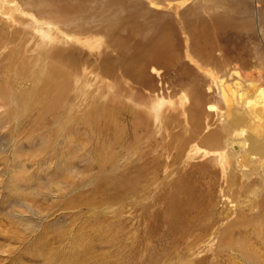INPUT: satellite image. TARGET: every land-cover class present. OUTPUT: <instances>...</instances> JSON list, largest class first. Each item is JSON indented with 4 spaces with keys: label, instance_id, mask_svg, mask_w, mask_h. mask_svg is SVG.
Masks as SVG:
<instances>
[{
    "label": "rangeland",
    "instance_id": "obj_1",
    "mask_svg": "<svg viewBox=\"0 0 264 264\" xmlns=\"http://www.w3.org/2000/svg\"><path fill=\"white\" fill-rule=\"evenodd\" d=\"M18 1L27 13L14 10L11 17L0 14L5 17L0 22L9 34L0 47V86L7 85L11 96H0V264H198L200 257L193 262L189 256V194L186 190L179 192L175 186H186L189 181V157L176 162L175 154L189 141L191 122L187 120L189 126L184 123L171 127L178 138L169 154L162 144L167 128L154 115L150 103L155 97L176 103L187 96L184 105L188 107L194 88L200 87L207 93L206 103L215 105L212 112H217L223 104L216 85L209 90L213 84L210 71L217 68L195 56L192 36L184 28L183 20L175 15L156 16L160 10L169 13L171 9L150 7V11V0H141L148 12L142 22L146 26L162 20L173 23L178 62L173 68L151 62L145 67L144 79L126 71L124 55L107 33L100 32L102 23L98 19H92L90 28L82 29L88 30L80 31L81 35L78 29L57 23L46 14L40 16L37 9ZM81 2L74 0L76 6ZM246 2L251 15L230 17L229 22L238 29H232L236 32L223 42L249 60V65L240 70L242 74L264 73V63L254 58L257 47L264 49L261 35L257 30L248 32L243 23L248 19L258 21L252 14V5L264 19V0ZM84 4L89 12L100 1L87 0ZM42 20L59 27L57 39L44 42L37 26L42 25ZM123 31L120 35L127 40L129 57L137 46L152 38ZM56 45L74 52L78 61L76 77L55 113H44L37 106L23 110L22 94L34 87L35 75L42 72V57ZM13 60L17 63L11 70L3 69ZM106 60L113 61L109 63L110 69L104 63ZM54 96L55 92L47 100L51 102ZM169 103L162 105L163 110L168 115L175 114L179 104L172 107ZM107 107H113L116 123L106 125L101 117ZM90 114L96 115L92 125L86 119ZM141 119L145 126H136ZM159 154H163L159 164L153 167ZM196 156L194 162L199 160ZM140 169H148L152 174L139 180L141 193L129 195L128 181ZM168 172L177 175L175 181ZM220 200L216 196L212 203L222 211L224 198ZM240 230L242 235H236L239 241L224 250L221 264H246L247 259V264H264V230L255 222ZM245 230L247 236L243 234Z\"/></svg>",
    "mask_w": 264,
    "mask_h": 264
},
{
    "label": "bare ground",
    "instance_id": "obj_2",
    "mask_svg": "<svg viewBox=\"0 0 264 264\" xmlns=\"http://www.w3.org/2000/svg\"><path fill=\"white\" fill-rule=\"evenodd\" d=\"M17 1L0 0V14L11 17L14 10L27 13L23 7L20 8L19 1ZM85 1L87 0H82L76 6L74 0H21L27 7L37 9L40 16L41 13L46 14L55 19L57 23L60 22L63 25H69V28L72 26L74 29H78L76 31H79V34H81L80 31L85 32L88 30L87 28H90L89 22L92 23V19H98L96 21L102 23L100 32L107 33L106 36L109 35V39L111 37L114 40L112 42H115L114 45H117L124 55L122 57L124 68L137 79L145 78V67L151 62L167 68H173L178 62V54L174 45L176 30L173 31V23L162 20L157 21L155 25L146 26L142 19H147L148 12L145 11L141 0H97L100 1V5L89 12L85 8ZM231 1L233 0H150L149 3L150 11H152L151 8L158 9L161 7L171 9L169 13L166 11L163 13L160 10L156 12V16L168 18L175 15L176 18L180 17L185 24L184 28L192 36L190 37L191 49L195 56L207 64L213 63L217 68V71H210L213 84L209 86L210 90L212 85H216V92L223 104L217 112H212L215 105L206 103L207 93L200 87L194 88L191 104L188 107L184 105L187 96L182 97L176 103H169L164 99L155 97L150 103L154 108V115L167 128V136L163 137L162 144H164L163 150L169 154L174 149L175 140L178 138L171 127L184 123V125L189 126L187 120L191 122V126L188 128L189 141L181 145L179 149L177 148V154H175L176 162H182L183 159L189 157V181H187L186 186L184 184L183 186L182 184L175 186L179 192L186 190L189 194V209L192 210V213L189 212V242H191L189 256L193 262L200 257L196 261L198 264H213L214 262L221 264L224 250L233 248L234 242L239 241L237 236L242 235L240 230L242 226H249L250 223L255 222L259 225L260 230H264V88L262 87L264 73L242 74L240 70L249 65V60L245 59L239 51L231 49L223 42L227 36L236 32L232 29H238L229 22L230 17L242 13L243 15H251L250 10L247 9L249 4L246 0H235L236 2L233 4ZM12 2L14 4H11ZM189 3L190 5L181 10ZM181 5L183 7L179 9ZM252 14L256 18L258 17V21L256 23L253 19L243 21L244 28L248 27V32L257 30L264 43V19L262 20L260 16V10L257 14L253 5ZM4 18L0 16V19L3 20ZM33 22L38 21L33 19ZM37 26L40 28L44 42H52L55 38L57 39L58 31L56 29L59 27L52 21L42 20V25L38 24ZM44 26H47V30H44ZM85 27H87L86 30H82ZM170 29L171 31L168 32ZM123 30L129 31L131 34L141 35L143 38L148 36L152 38L137 46L136 51L129 57L127 50L130 48H127V40L120 35ZM15 33L13 34L15 35ZM7 39H9V34L3 22H0V47L5 45ZM52 46L51 48L55 47V45ZM108 46L112 47L111 44ZM63 48L57 46L47 55H43L42 72L35 75L34 87L26 92L23 91V100L20 104L23 110H31L32 107L37 106L44 113H55L54 110L58 108L59 103L66 95L69 86H71L70 82L76 77L78 69V61L74 52H69L72 49L66 52V49ZM256 51L257 56L254 58L257 57L260 64L264 63V49L257 47ZM250 56L252 57V55ZM16 63L13 60L12 63L3 65V69L11 70ZM104 63L110 69V62L106 60ZM257 68L259 69L260 66ZM155 69L154 67L153 70ZM9 92L10 89L7 85L2 83L0 96L3 99H10ZM54 92L55 96L49 102L47 98ZM167 103L172 107L177 103L179 104V107L175 108L177 110L175 114L168 115L165 109L163 110L162 105L165 106ZM15 109L17 108L15 107ZM104 110L106 111L102 113L101 117L104 118L105 124L108 125L112 121L116 123L112 117L115 115L113 107H107ZM182 115L185 116L184 119L181 118ZM95 116L90 114L86 118L88 123L92 125ZM108 116L110 119L107 118ZM144 123V120L141 119L136 126H143ZM192 143L196 146L193 147ZM199 152L201 154L196 156ZM163 154L157 155L155 164L152 163L153 167L159 164ZM195 156L199 160L194 162ZM165 166H168V163ZM173 172H168L170 179L177 176ZM147 174L150 175L152 172L148 169H140L136 177H130L128 182L132 184V187L128 183L129 195L141 193L142 186H139L141 183L139 180L148 176ZM156 178L157 172L155 170L153 179L156 181ZM116 190H120V188H116ZM216 196L221 200L224 198L223 205L225 206L222 211H219L218 206L215 207V204L212 203ZM208 197L210 200L207 199ZM134 198L135 196L131 197V199ZM197 209H199V213L195 214ZM255 219L257 220L255 221ZM246 233L247 230L243 231L244 236H247ZM250 250L252 248L246 252ZM211 251L213 252L209 254ZM261 257L259 256L260 259ZM251 258L254 259V257ZM245 263H249L248 259Z\"/></svg>",
    "mask_w": 264,
    "mask_h": 264
}]
</instances>
